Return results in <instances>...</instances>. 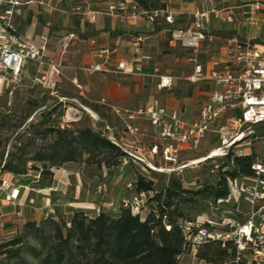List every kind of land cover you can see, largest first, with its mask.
<instances>
[{
	"label": "rangeland",
	"instance_id": "1",
	"mask_svg": "<svg viewBox=\"0 0 264 264\" xmlns=\"http://www.w3.org/2000/svg\"><path fill=\"white\" fill-rule=\"evenodd\" d=\"M229 1L232 6L245 2ZM134 2L137 3L136 0ZM131 11L125 0H0V29L6 27L8 34L38 47L45 44L46 38L47 54L61 60L65 66L55 86L52 83L54 79L50 80V77L46 83L39 81V70L33 63L26 64L15 83L9 75L1 78L0 72V197L7 200V193L1 187L3 181L11 183L12 190L19 189L18 199L14 202L0 201V213L3 214L0 217V245L24 232L27 222L41 224L50 217L59 222H69L76 210H84L90 216L100 212L118 216L122 207H130L133 214L145 219L152 211L153 204L148 200L155 191L146 192L142 200L136 201L143 193L137 191L139 177L154 181L156 191L167 185L171 177L180 179L186 189L217 183L225 158H210L191 164L209 157L220 144L214 134H208L197 150H184L177 162L171 164L161 156L165 142L157 137L155 129L142 117L130 118L140 108L159 99L170 112L180 113L191 121L199 115L214 90L213 84L185 80L194 69L189 60L191 53L169 44V28L185 27L183 20L171 27L166 26L161 32H154L152 24L144 16L134 19ZM243 11L242 8L235 11L238 16L234 23L217 24L213 21L214 24L207 27L213 41L204 43L199 57L205 66L219 54H223L222 60L226 59L223 49L228 38L216 36V30L232 31L243 37L253 36L252 43L257 40L264 42V23L244 24ZM159 24L166 25V22L161 19ZM78 25L82 33L91 32L92 35L81 37L75 33ZM141 34L149 36L140 51V55L150 57L143 62L145 72L157 67L161 73L180 77L172 90H157L153 79L147 77L120 74L90 76L75 70L96 61L93 55L95 47L116 48L118 59L134 56L131 41ZM257 45L264 51V45ZM232 116L233 111L223 123L228 124ZM58 129L68 130L77 137L79 131L90 129L120 147L124 155L115 157L104 149L89 151L79 146L78 152L82 151V157L75 161L52 167L50 162L35 160L50 154L56 134L49 131ZM254 129L264 134L263 128ZM246 143L249 141L238 149L250 148L255 155L261 153L259 142ZM155 146L158 147V155L150 153ZM12 156L25 160L27 174L16 176L3 171ZM137 158L143 159L148 166ZM44 165L51 175L45 174L47 172L40 175ZM22 180L28 184L19 186ZM252 208L247 201L232 198L211 203L202 209L205 211L194 210V220L180 219L187 243L178 256V264H235L233 244L224 246L220 240L199 244L194 237L199 226L216 233L237 229L239 223L248 220ZM18 210L22 215H18ZM230 222L235 227H231ZM27 240L22 249L24 261L10 260L2 254L0 264H38L39 257L30 248L36 246L41 249L39 240L32 235H28ZM206 244H213V249L217 246L228 248V252L234 251V254L209 262L199 256L200 252L208 250Z\"/></svg>",
	"mask_w": 264,
	"mask_h": 264
},
{
	"label": "built area",
	"instance_id": "2",
	"mask_svg": "<svg viewBox=\"0 0 264 264\" xmlns=\"http://www.w3.org/2000/svg\"><path fill=\"white\" fill-rule=\"evenodd\" d=\"M125 1L131 6V17L134 19L144 16L150 24H156L163 19L169 27L183 20L185 27L169 28L168 31L171 47L191 53L189 60L194 64V69L185 80L214 85V90L203 104L199 115L191 121L183 118L180 113L170 112L159 99L130 115L131 119L142 117L155 129L157 137L165 142L161 150L164 160L171 164L176 163L180 153L184 150H197L208 134H214L220 142L210 152L212 155L214 150H218V158H225L229 154L252 155L254 153L250 148H238L246 141H249L246 143L248 145L259 142L261 153L254 154L253 175L228 178L230 194L227 199L220 200L229 201L234 198L236 201L250 203L253 208L249 212L248 220L239 223L237 229L222 233L199 226L194 238L199 244L216 240L223 241L224 246L227 243L233 244L236 252L235 264H264V134H259L254 129H264V51L251 41L233 37L223 49L225 60L215 58L208 66L199 60L204 43L207 40L213 41L207 27L213 21L235 22V8L229 4V0H161L164 8L153 11L142 9L134 0ZM240 8L244 9L246 23H264V0H245ZM114 9L113 7L112 10ZM7 30L6 27L0 29L1 78L9 75L15 83L26 64L33 63L39 70V81L46 83L50 77V80L54 79L52 83L55 86L63 75L65 66L61 60L47 54V39L44 38L45 44L38 47L28 40L8 34ZM148 38L149 36L141 34L132 39L135 54L128 59H118L116 48L95 47L93 55L96 61L78 66L75 70L90 76L120 74L147 77L153 79L157 90L170 91L180 77L161 73L157 67L151 72H145L143 62L150 57L140 55V51ZM232 111L233 116L229 123L224 124V118ZM150 151L152 155L159 153L157 146ZM137 159L148 166L143 159ZM1 187L7 193V200L14 202L18 199L19 189L12 190L11 183L3 181ZM145 196L146 192H143L136 201ZM2 215L0 213V217ZM18 215H22V211L18 210ZM209 223L214 224L213 221ZM234 225L230 224L231 227H235Z\"/></svg>",
	"mask_w": 264,
	"mask_h": 264
},
{
	"label": "trees",
	"instance_id": "3",
	"mask_svg": "<svg viewBox=\"0 0 264 264\" xmlns=\"http://www.w3.org/2000/svg\"><path fill=\"white\" fill-rule=\"evenodd\" d=\"M136 2L146 11L164 8L161 0ZM166 26L157 22L154 32H160ZM75 33L81 37L92 35L91 32L82 33L79 25ZM253 44L264 45V42L257 40ZM36 104L42 105L39 102ZM95 110L99 112L97 108ZM49 132L56 134L49 149L50 154L41 155L35 160L50 162L52 167L82 157V151L78 152L79 146L89 151L104 149L115 157L124 155L120 147L90 129L79 131L78 137L68 130ZM254 161V154H229L225 157L217 183L203 184L197 189H186L180 179L171 177L167 185L156 191L154 181L139 177L136 183L139 193L155 191V195L148 200L153 204L152 211L145 219L133 214L130 207H122L118 216L106 212L90 216L84 210H76L69 222H59L52 217L41 224L30 221L24 225V232L0 245V255L6 254L10 260L24 261L23 245L28 243V235H32L41 246V249L36 246L30 248L39 257L38 264H178V256L183 253L187 243L180 219L194 220V210L205 211L202 209L211 203L227 199L230 194L228 178L251 177ZM44 168L40 175L44 172L51 175L46 165ZM3 171L16 176L25 175V160L12 156L5 163ZM20 182L19 186L28 184L25 180ZM206 246L208 250L200 252L199 256L209 262L234 254V251L229 253L228 248L217 246L213 249V244Z\"/></svg>",
	"mask_w": 264,
	"mask_h": 264
},
{
	"label": "crops",
	"instance_id": "4",
	"mask_svg": "<svg viewBox=\"0 0 264 264\" xmlns=\"http://www.w3.org/2000/svg\"><path fill=\"white\" fill-rule=\"evenodd\" d=\"M232 6V5H231ZM232 7H234L235 9H234V13L236 14V19H237V13L235 12L236 10H238V9H240V7H241V5H233ZM242 14H243V16H244V24H247L246 23V16H245V14H244V11L242 12ZM214 23H217V21H215ZM213 23V24H214ZM217 24H219V22L217 23ZM167 25V24H166ZM167 27H169V25H167ZM155 30V24H152V31H154ZM163 31V30H162ZM161 32V31H160ZM215 35L216 36H224V37H226V38H228L227 40H229V39H231L235 34L232 32V31H221V30H216L215 31ZM236 37H238L239 39H241V40H243V41H252L253 40V36L252 37H243V36H241V35H239L238 34V36L237 35H235ZM220 56H218V58L219 59H222V58H224V56H222L223 54H219ZM0 201H7L5 198H1L0 197Z\"/></svg>",
	"mask_w": 264,
	"mask_h": 264
},
{
	"label": "bare ground",
	"instance_id": "5",
	"mask_svg": "<svg viewBox=\"0 0 264 264\" xmlns=\"http://www.w3.org/2000/svg\"><path fill=\"white\" fill-rule=\"evenodd\" d=\"M219 155V152L218 150H214L213 154L210 155L209 157H206V158H203V159H200V160H195L193 161L191 164H198L200 162H203V161H206L207 159H210V158H213V157H216Z\"/></svg>",
	"mask_w": 264,
	"mask_h": 264
}]
</instances>
